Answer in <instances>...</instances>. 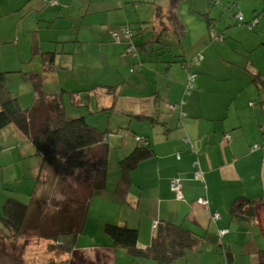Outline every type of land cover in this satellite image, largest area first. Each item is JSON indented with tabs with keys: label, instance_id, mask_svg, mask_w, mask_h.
Masks as SVG:
<instances>
[{
	"label": "crops",
	"instance_id": "crops-1",
	"mask_svg": "<svg viewBox=\"0 0 264 264\" xmlns=\"http://www.w3.org/2000/svg\"><path fill=\"white\" fill-rule=\"evenodd\" d=\"M56 1L57 4L51 5L44 0H0V5L5 7L0 15V72H11L8 78L10 90L19 97L10 84L15 82L14 77H21L31 97L27 102H32L35 97L62 90H87V74L95 75L92 76L94 88L98 84L119 85L123 82L117 94L118 98L127 99L124 111L158 117L160 121L147 132L142 131L149 136L155 157L132 173L133 187L129 190L128 201L138 206V213L130 208L124 211L128 206L113 193L105 194L102 200L123 211L116 218L119 224L140 229L139 244L143 247L151 243L154 222L167 220L183 225L199 236L218 235L219 230L228 228L230 232L219 238V245L223 244L231 251L233 241L226 238L231 235V225H235L230 224L228 216L233 201L237 197L255 201L264 197V154L261 150L251 151L253 145H264L260 126L264 125V104L254 103L261 97L251 84L253 71L249 63L244 64L246 57L240 54L238 65L225 60L218 65L213 60L220 59V51L207 49L201 51L204 57L201 62L183 68L179 63L166 62L175 54L173 52L158 59L159 65L168 64L166 76L147 67L140 74L130 75L129 65L136 66L139 60L128 57L123 63L125 44L108 41L112 31L130 23L131 17L121 11L125 10L124 0ZM92 5L96 9H92ZM212 19L214 24L218 23L216 17ZM84 52L91 54L92 64L77 63V56ZM46 53H55V68L49 72L43 65V54ZM176 55L178 60L189 61V55L183 49ZM144 60L147 61L146 56ZM175 65H180L182 70L179 77L171 78L169 73ZM81 69L86 73L84 76ZM65 70L69 76L67 81L61 73ZM119 72L128 76L124 79V73H121L120 78ZM147 72L154 78L151 79ZM189 72L197 75L195 89L190 96L183 97ZM36 79L38 89L34 85ZM229 79L231 81L226 82ZM180 100L184 101L182 105ZM20 102L23 104L21 99ZM251 103L255 105L251 106ZM171 104L175 106L174 110H170ZM227 135L231 136L230 141H227ZM24 140L22 144L31 147ZM127 147L133 150L135 145L127 144ZM32 153L28 154L32 156ZM194 161H199L205 171L206 188L193 179ZM173 178L182 179L183 201L177 200L171 190ZM201 197L209 200L208 207L198 203ZM214 213L221 214L222 220L214 223L211 219ZM134 214L140 215V220L137 221ZM254 225L259 228L257 231L252 229L251 237L255 242L245 250L253 254L260 248L257 237L254 238L255 232L260 231L264 236V228L257 223ZM244 227L236 225L237 232ZM92 241L83 247L84 252L78 247L73 250L70 264H155L147 259H132L127 250L114 247L111 239L105 238L103 243ZM192 255L190 252L173 264H198Z\"/></svg>",
	"mask_w": 264,
	"mask_h": 264
},
{
	"label": "trees",
	"instance_id": "trees-1",
	"mask_svg": "<svg viewBox=\"0 0 264 264\" xmlns=\"http://www.w3.org/2000/svg\"><path fill=\"white\" fill-rule=\"evenodd\" d=\"M46 3L55 5L56 0H44ZM174 2V0H173ZM172 2V3H173ZM212 8V7H211ZM242 16V20L239 18ZM209 31L214 30V19L205 14ZM239 25L249 24L252 28L256 22L245 23L241 13L236 14ZM152 24V33L157 37L156 41L161 45L163 37L171 32L182 35L175 15L174 5L167 13L163 8H158ZM258 23V22H257ZM143 22H137V28L133 23L121 25L117 30L110 33L112 42L125 44L122 56L137 58L139 60L134 68L129 69L130 75L140 74L146 68L148 62L140 59V52L147 50L146 42L137 43L136 37L143 36ZM147 27L146 29H148ZM117 34L118 37H114ZM216 38L226 40L223 31L216 34ZM136 41V42H135ZM144 49V50H143ZM173 53V51H171ZM168 54V53H166ZM164 54H160V59ZM178 55L172 54L166 62L179 63L183 68L187 65L201 62L204 57L200 55L192 61L176 60ZM43 65L45 71L49 72L55 68V53L43 54ZM148 68V67H147ZM11 72H0V132L13 126L23 137L25 143L31 145L34 155L39 157L37 177L35 178V190L31 193L29 203L13 197L7 198L0 207V231L4 233V238L16 243L29 237H36L40 241L48 243L50 251L57 256L50 264H70L73 248L63 242L66 237L81 236L88 221L90 220L91 205L100 200L106 203L103 196L113 193L120 198L121 203H125L134 211H138V206H134L128 200L129 190L133 187L132 173L141 164L155 157L154 148L151 145L148 135L140 133L136 135V145L129 155L120 159L119 180L114 190L109 188V166L112 147L109 144V134L101 131L97 126L88 122V116L71 118L68 114L66 98L72 108H87L91 100V94L96 90L103 89L107 95L117 100V90L119 85L98 84L95 88L85 91H66L51 95H41L35 97L31 105L22 107L20 98L8 87V78ZM251 84L258 90L259 98L254 103L264 104V72H251ZM197 75L189 72L184 84L183 97L190 96L195 89ZM181 102L180 105L183 104ZM251 103V106L255 104ZM175 106L170 105V110ZM104 109L103 111H108ZM93 114V113H92ZM141 123L150 126L160 124L158 117L147 115H132ZM165 125V124H164ZM131 126V124L129 125ZM261 126V134L264 139V125ZM131 130V128H129ZM135 130V129H134ZM138 132V130H135ZM227 141L231 136H226ZM264 144V143H263ZM255 146H258L255 148ZM261 150L264 154V145H253L251 151ZM180 158V154L178 155ZM193 179L206 188L205 171L199 161L192 164ZM200 172V176L196 172ZM173 182H178L181 186V194L173 189ZM171 190L175 193L176 199L183 201V183L181 178H173L170 181ZM201 199L208 201L207 205L200 203ZM198 203L204 207L210 205L206 197H201ZM264 203V197L255 201L246 197H237L228 212L230 224L250 226L252 223L260 224L257 221L260 206ZM126 209L124 211H126ZM123 212V211H122ZM218 214L219 219L214 216ZM121 215L119 208L115 216ZM214 223L222 220L219 213L212 214ZM107 220V219H105ZM261 225V224H260ZM262 226V225H261ZM264 228V226H262ZM103 231L107 235L113 246L127 250L134 260L147 259L155 264H173L185 258L192 251L201 252L204 245H219V238H223L230 230L222 229L217 234L206 233L199 236L179 225L167 220H160L153 224V237L148 246L139 244L140 229L130 227L127 224L104 221ZM227 231L221 235V232ZM264 234V231H262ZM255 240L249 236L245 246L253 244ZM219 246H223L219 245ZM226 249V248H225ZM245 251V250H244ZM256 251V250H254ZM193 253V252H192ZM256 264H264V249L258 248L255 252ZM228 264L234 259L233 253L225 251Z\"/></svg>",
	"mask_w": 264,
	"mask_h": 264
},
{
	"label": "rangeland",
	"instance_id": "rangeland-1",
	"mask_svg": "<svg viewBox=\"0 0 264 264\" xmlns=\"http://www.w3.org/2000/svg\"><path fill=\"white\" fill-rule=\"evenodd\" d=\"M172 2L173 0H124L125 10L121 11H125L131 17L130 23H133V27L137 28V22H143V36L138 35L136 39H139L137 43L146 42L147 50L146 52H140V55L142 56V60L146 56L148 63L145 65L148 69L161 76H166L168 64L165 66L159 65L158 59L161 53L165 55L173 51L176 54L180 49H183L187 51L189 61H192L194 58L202 55L201 51L204 52L208 49L213 52L220 51V59L213 60L214 64H223L222 60H225L226 63L232 62L238 65L237 63L241 61L240 54H243L246 57L245 61H243L244 64L249 63V67L253 72H264V0H174ZM172 5H174L178 26L181 28L180 31L184 33L178 35L176 32H171L163 37L162 44L160 45L156 41L157 37L152 33V24L150 22L154 21L158 8H163L167 13L171 10ZM4 8L3 4L0 5V15L3 13ZM92 9H96L95 5H92ZM209 11H212L209 17H216L218 20V23L213 25L217 26L214 27L212 33L209 31L205 17V14ZM237 13L243 15L245 23L255 21V27L252 28L249 24L239 25L236 20ZM116 21L117 19L115 18ZM147 27L149 28L146 29ZM220 30L224 32L226 40L220 41L216 38V34ZM110 40L108 38L109 42ZM77 58V63L84 66L86 63L92 64L94 62L89 52H84L82 55L77 56ZM122 60L125 63V58H122ZM129 66L130 69L134 68L132 64ZM181 70L180 65H175L173 71L169 73V77H179ZM61 73L62 78L67 81L69 77L67 71L65 70ZM121 73L124 72H119L120 78ZM85 74V71L81 69V75L84 76ZM148 75L150 74L148 73ZM92 76L95 77L94 74H87L86 76L88 78L86 81L87 86L85 85L87 90L95 86ZM127 76L128 74L124 73L123 78L125 79ZM149 77L153 79L154 75H150ZM14 78L15 82L13 83L12 81L10 85L17 91L20 99L23 101L22 107L27 108L32 103L27 102L31 98L29 96L30 93H27L26 84L22 82L23 79L21 77ZM71 78L75 80V77ZM158 79L161 81L160 76ZM230 81L231 79L226 82ZM36 83H39L37 79L34 81V85ZM252 86L255 87L254 84ZM35 88L38 89L37 84ZM126 103H128L127 99H124L122 96L114 101L113 97L103 93L100 88L91 94V100L87 108H72L69 98H66L69 117L88 116L87 120L90 124L97 126L103 132L109 131L107 137L112 147L110 154L111 165L109 166V188L112 190L115 189V183L119 180L117 178H120L118 175L120 168L118 163L120 159L126 153L129 155L132 151L129 150L127 144L136 145V135H140L142 131L147 132V129L150 128V125L137 121L124 111ZM109 108L111 110L103 111ZM130 124L131 126H129ZM134 129L138 130V132ZM14 130L15 128L10 126L0 132V207L10 197L20 199L25 203L30 202L31 193L35 190L34 180L38 173L36 170L37 165L40 163V159L34 155L32 147L22 144L24 137ZM124 151L126 152L125 154H123ZM28 153H32L33 155L31 154L32 156H30ZM258 209L260 213L257 221L264 226V205L260 206V208L258 207ZM118 210L117 206H109L100 200L93 201L90 220L86 225L84 233L78 237H66L63 239V242L73 249L78 247V250L84 252L83 247L91 244L93 242L92 239L96 240V243H103L105 238L110 240L103 231V222H117L115 214ZM134 216H136L137 221L140 220V215L134 214ZM231 227V235L226 238L235 243L229 242L232 245L231 251L234 255L231 264H256L257 256L252 252H245L244 250H246L245 243L248 236L251 237L253 235L252 229L254 228L257 231L259 228L254 223L244 227L241 232H237L236 225H231ZM258 234L255 232L254 238L257 237L260 249L262 250L264 249V236H262L260 231H258ZM3 236L4 233L0 231V264H50L54 256H57L53 251H50L47 242L40 241L36 237H29L13 243L6 240ZM225 251L226 249L223 246L207 244L203 246L201 252L192 251V254H194L192 256H195L194 262L198 264H228Z\"/></svg>",
	"mask_w": 264,
	"mask_h": 264
},
{
	"label": "built area",
	"instance_id": "built-area-1",
	"mask_svg": "<svg viewBox=\"0 0 264 264\" xmlns=\"http://www.w3.org/2000/svg\"><path fill=\"white\" fill-rule=\"evenodd\" d=\"M239 18L242 20V16H241V15H239ZM114 37L117 38L118 35L115 34ZM257 147H258V146H255V148H257ZM196 175L199 177V176H200V172H199V171L196 172ZM173 189L176 190V191L179 193V196H182V194H181V186H180V184H179L178 182H173ZM200 203H201L202 205H207L208 201H207L206 199H201V200H200ZM214 218H215V219H219L220 216H219L218 214H216V215L214 216ZM226 232H227V231H223V232H221V235L225 234Z\"/></svg>",
	"mask_w": 264,
	"mask_h": 264
}]
</instances>
